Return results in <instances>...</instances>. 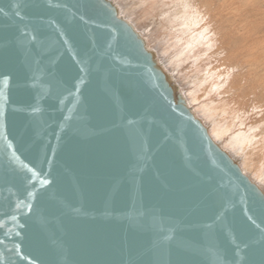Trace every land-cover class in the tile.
<instances>
[{"label":"water","instance_id":"water-1","mask_svg":"<svg viewBox=\"0 0 264 264\" xmlns=\"http://www.w3.org/2000/svg\"><path fill=\"white\" fill-rule=\"evenodd\" d=\"M0 93V264H264V199L101 0H0Z\"/></svg>","mask_w":264,"mask_h":264},{"label":"bare ground","instance_id":"bare-ground-1","mask_svg":"<svg viewBox=\"0 0 264 264\" xmlns=\"http://www.w3.org/2000/svg\"><path fill=\"white\" fill-rule=\"evenodd\" d=\"M101 1L151 56L183 110L264 199V8L238 17L243 24L234 31L233 9L251 0Z\"/></svg>","mask_w":264,"mask_h":264},{"label":"rangeland","instance_id":"rangeland-1","mask_svg":"<svg viewBox=\"0 0 264 264\" xmlns=\"http://www.w3.org/2000/svg\"><path fill=\"white\" fill-rule=\"evenodd\" d=\"M256 1H257V2H256ZM251 2H252V3H251ZM254 2H255V3H254ZM258 2H259V3H258ZM262 2L264 3L263 0H262V1H261V0H253V1L251 0L250 2L246 3V4H248V5H245V4H244V5H241V4L236 5L235 8L233 9L234 12H233V14H232V18H233V16H234V18H235V20L232 19V24H233V25L235 24L233 30L235 31V30L237 29V27H239V25H241V22L244 21L243 19L246 20L247 16L249 15V12H251L252 9H255V8H256L255 6H258L257 9H261V8L263 9V8H264V6H263L264 4H263ZM260 3H261L262 6L260 5ZM236 4H237V3H236ZM255 4H257V5H255ZM258 4H259V5H258ZM249 5H251L252 7L249 6ZM240 6H241V8H243V9H241ZM259 6H260V8H259ZM249 7H250V8H249ZM253 7H254V8H253ZM236 8H237V9H236ZM239 9H240V12H241V13L239 12ZM244 9H245V10H244ZM237 10H238V11H237ZM263 10H264V9H263ZM236 11H237V13H238L237 16H236ZM242 12L245 13L246 16H245V14H243V16H242ZM247 12H248V15H247ZM263 13H264V11H263ZM239 14H241V15H239ZM225 15L228 17V14H225ZM238 17H239V19H241L242 21H241V20H238ZM260 19H262L261 21L264 22V16H262V18H260ZM237 22H238V24H237ZM239 22H240V23H239ZM236 24H237V26H236ZM242 24H243V22H242ZM215 64H216V63H215ZM175 97L177 98V100H179V98H180V97H178V95L175 96ZM176 98H175V99H176Z\"/></svg>","mask_w":264,"mask_h":264},{"label":"snow or ice","instance_id":"snow-or-ice-1","mask_svg":"<svg viewBox=\"0 0 264 264\" xmlns=\"http://www.w3.org/2000/svg\"><path fill=\"white\" fill-rule=\"evenodd\" d=\"M17 15H19V13H17ZM7 82H8V80L6 78L5 79V83L7 84ZM3 98H4V94L3 93H0V99H3ZM2 116H3V105L0 104V117H2ZM44 183H47V181H44ZM30 195H31V193H30ZM28 207L30 208L31 206L28 205ZM253 223H255V221H253Z\"/></svg>","mask_w":264,"mask_h":264}]
</instances>
